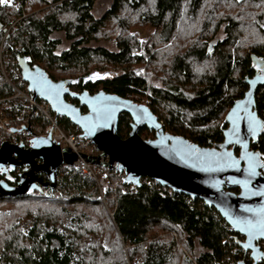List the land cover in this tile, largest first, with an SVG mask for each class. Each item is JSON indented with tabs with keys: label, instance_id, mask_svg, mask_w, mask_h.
Here are the masks:
<instances>
[{
	"label": "trees",
	"instance_id": "16d2710c",
	"mask_svg": "<svg viewBox=\"0 0 264 264\" xmlns=\"http://www.w3.org/2000/svg\"><path fill=\"white\" fill-rule=\"evenodd\" d=\"M19 1L17 8L0 5V27L16 25L5 37L2 55H28L31 64L44 69L53 80L78 79L70 85L73 90L92 94L103 89L136 103L146 98L145 105L155 115L161 106L169 114L170 118H164V130L200 146L223 140L226 126H214L212 121L243 95L245 77L254 71L253 59L264 57V0H111L99 16L92 13L95 0ZM22 13L25 16L20 18ZM112 22L118 28L115 48L91 46L92 40L103 38L104 28ZM135 26L146 27L149 36L140 40L131 32ZM219 31L223 39L216 37ZM58 32L70 45L57 53L60 39L53 35ZM178 36L183 40L172 49L170 41ZM91 56L106 65L80 74ZM158 59L163 63L161 76L155 74ZM9 64L20 74L16 63ZM107 65L114 70L105 69ZM155 75L159 84L150 80ZM15 80L23 82L18 76ZM3 81L1 78L0 93L8 90ZM255 102L263 115L264 86L257 90ZM58 119L67 132L79 130L65 117ZM130 120L127 113L120 114L117 131L121 138L128 135ZM142 131L153 134L146 127L139 133ZM255 147L264 152V135ZM18 173L15 170L11 177L15 182ZM122 176L113 170L99 174L107 194L105 203L97 184L77 173L65 181L78 190L73 197L0 198V203L10 207L0 211V264L250 262L236 241L242 237L213 207L198 198L169 192L158 183H143L134 192H122L127 186ZM41 177L46 180L44 174ZM89 207L100 211L101 225L92 221Z\"/></svg>",
	"mask_w": 264,
	"mask_h": 264
},
{
	"label": "water",
	"instance_id": "95a60500",
	"mask_svg": "<svg viewBox=\"0 0 264 264\" xmlns=\"http://www.w3.org/2000/svg\"><path fill=\"white\" fill-rule=\"evenodd\" d=\"M16 61L32 98L45 99L57 116L65 117L81 130L107 157L106 167L123 174V183L139 186L140 177L147 176L176 193L200 199L213 207L242 237L236 241L249 254L251 264L264 259V251L258 245L264 236L253 231L250 237L247 230H240V223L233 224V221H255L264 214V162L259 151L250 149V144L264 131V122L258 119L255 111V96L257 90L264 86V71L245 77L247 89L242 97L233 101L222 122V125L227 124L223 140L211 146H200L164 130L161 121L145 104L103 89L93 94L87 90L75 92L69 86L78 79L53 80L44 69L31 64L28 55L17 54ZM257 62L264 69V59L254 58V68ZM67 96L76 99L78 104L67 101ZM81 107H85L86 112H82ZM122 113L131 118L125 138H121L117 131ZM252 117L259 122L254 134L250 129ZM142 127L152 131L154 136L143 138L139 133ZM23 128L29 130L28 126ZM224 153H229L230 158L224 157ZM245 153L255 154L257 166L254 176H249L246 171L248 161ZM82 156L92 163L98 162V157ZM37 159L41 163H37ZM75 160L74 152L60 147L49 135L34 137L27 146L3 142L0 145V172L4 173L0 178V198L23 196L31 189H38L36 183L52 188L58 167L72 164ZM226 160L229 163L235 160L236 166L230 167ZM18 167L22 170L15 182L9 174ZM39 173L47 176L45 182ZM233 180L247 181V187L242 183H232ZM237 264L246 263L239 260Z\"/></svg>",
	"mask_w": 264,
	"mask_h": 264
},
{
	"label": "built area",
	"instance_id": "2783aa9c",
	"mask_svg": "<svg viewBox=\"0 0 264 264\" xmlns=\"http://www.w3.org/2000/svg\"><path fill=\"white\" fill-rule=\"evenodd\" d=\"M7 32V29L4 30V36L0 39V75L4 77L5 81L3 82L6 85V89H8L0 93V145L3 142H8L11 144L22 143L27 146L34 137L49 135L50 139L56 141L60 147L69 148L77 155V159L71 166L66 165L63 168L65 171L56 175V186L54 189L51 190L40 186L39 190H31L28 195L45 196L53 199L66 198L67 195H69L68 197L76 196L78 195V190L76 187H68L64 177L69 180L70 175L77 173L83 178L93 180L97 184L98 194H100L101 200L105 203L107 194L100 185L99 174H105L108 170L104 165L102 153L81 130L67 132L59 123V119L52 112L46 100L33 99L23 83L16 84L10 79L9 75H7V67L9 63H15L16 58L9 57L5 59L2 56L3 41ZM41 121L46 123L45 127L42 126ZM23 126H28L29 130L24 129ZM80 153L85 156H99L100 164L86 160ZM16 170L20 172L22 168L18 167ZM139 181L140 184L157 183L155 180H148L145 177H140ZM137 187L130 185L128 191L134 192ZM258 245L260 244L258 243ZM231 264H237V262H231Z\"/></svg>",
	"mask_w": 264,
	"mask_h": 264
},
{
	"label": "rangeland",
	"instance_id": "374dc122",
	"mask_svg": "<svg viewBox=\"0 0 264 264\" xmlns=\"http://www.w3.org/2000/svg\"><path fill=\"white\" fill-rule=\"evenodd\" d=\"M50 1V0H49ZM19 0H12V3L9 5V4H6V5H8L9 6V8H17V7H19ZM111 2V0H95V5H94V7H93V9H92V13L94 14V16H99L101 13H102V11L109 5V3ZM123 14V12H121V16H123L122 15ZM125 14V13H124ZM16 19H18V17L17 18H15L14 20H11V22H14ZM10 22V23H11ZM15 29H16V25H14V27H12V29H11V31H15ZM105 29V32H104V36H103V38L100 40V41H91L89 44L91 45V46H104V47H106L107 49H109V50H113L115 47H114V42H113V40H114V34L117 32V30H118V28L116 29V25H115V23L114 22H112V24L111 23H108V25L104 28ZM10 31V32H11ZM192 32L194 31V29H192L191 30ZM131 32L132 33H135L136 34V36L137 37H139L140 38V40H143L144 38H146V37H148L149 36V31H148V29L146 28V27H144V26H141V27H133L132 29H131ZM196 35H197V32L195 33ZM4 36V33L3 32H1L0 33V39L2 38ZM55 38H59L60 39V43L58 44V46H57V48L55 49V51L58 53V52H60L61 50H63L64 48H66V47H68L69 45H70V41L69 40H65L64 39V35H63V33L62 32H58V33H54V35H53ZM216 37L217 38H220V39H223V34L221 33V31H219L218 33H217V35H216ZM5 40V39H4ZM183 40V39H182ZM181 40V38H179V36L177 37V39H175V40H171L170 41V47L173 49V47L175 48L176 46H178L179 45V43L182 41ZM6 41V40H5ZM5 44V43H4ZM171 49V50H172ZM138 52H141V51H134V53H138ZM3 58H5V59H7L8 57H7V54H4L3 55ZM148 58V57H147ZM158 61L160 62V63H158V64H156V66H155V69H156V71L158 72V73H156L155 72V74L157 75V74H159L160 73V75L159 76H161V73L162 72H159L160 71V69H159V66L161 65V64H163V63H161V60H159L158 59ZM85 62V61H84ZM162 62H164V58H163V60H162ZM83 63H79V66H81ZM206 64V65H205ZM205 64H203V68H206V66H207V63H205ZM84 65V67H87V70L85 71V70H83L84 69V67H81L80 68V74H84L85 72H90V71H93V70H95V68H98L99 66H101V65H103V63H101L100 61H99V58H97L96 56H91L90 58H89V61L86 63H84L83 64ZM106 64H104L103 66H105ZM130 65V64H129ZM128 65V66H129ZM197 66V65H196ZM198 67V66H197ZM132 69L133 68H135V69H138L136 66H132L131 67ZM105 69H107V70H114V68H113V66L111 67V65H107V68H105ZM139 70V69H138ZM141 70V72H143L142 74L143 75H145V72H144V70L142 71V68L140 69ZM193 70H194V72L195 73H198L197 72V70H196V68L195 67H193ZM7 75H9V77H10V79L12 80V81H14L16 84H21V83H23V82H20V81H18V80H15L16 78H17V76L21 79V77H20V74H18V72H17V70L16 69H13V68H11V65L9 64L8 65V67H7ZM59 77H64V74L62 73V74H60V73H58L56 70L54 71ZM151 76L150 77V80H151V82L152 83H154V84H159V78L157 77V76ZM1 78H2V76L0 75V81H1ZM23 87V86H22ZM247 89V86L244 88V91ZM243 91V92H244ZM242 97V96H241ZM147 101V99L146 98H139V103H143V104H145V102ZM228 109H229V107L227 108V110H226V112L228 111ZM226 112L224 113V114H221L220 115V117L219 118H216V119H214L213 121H212V123H214L213 125L215 126V125H220L221 123H222V121H223V119H224V116H225V114H226ZM156 115H157V117H161L162 119L160 120L161 121V123H162V125H164L165 124V120H164V118H166L167 119V117L168 118H170L169 117V114H166V111L162 108V106L161 107H159L158 108V110L156 111ZM190 116V115H189ZM185 121V124H186V126L188 127V126H191V124L189 123V117L187 116V118H186V120H184ZM170 133V132H169ZM171 134H173V133H171ZM140 135L143 137V138H152L153 136H154V133L153 134H149V133H147L146 131H142V132H140ZM5 206H7V203H0V211L1 212H4V211H6V210H8V209H10V207H5ZM93 208H91V207H89V208H87V210H90V216H93L92 217V221H94V222H96L95 224H100L101 225V223H102V221H103V218H102V215H101V213H100V211L99 210H97V211H94L95 209H93ZM8 212V211H7ZM103 227V226H102ZM112 244H110V246H111ZM179 257V256H178ZM178 261H179V258H178Z\"/></svg>",
	"mask_w": 264,
	"mask_h": 264
},
{
	"label": "snow or ice",
	"instance_id": "6c2138e0",
	"mask_svg": "<svg viewBox=\"0 0 264 264\" xmlns=\"http://www.w3.org/2000/svg\"><path fill=\"white\" fill-rule=\"evenodd\" d=\"M12 0H0V5H5V4H11ZM95 75V74H94ZM92 77H89L91 79ZM259 127V122L255 120V117H252V121L250 124V129L252 130L253 134L255 133L256 128ZM212 155H217L216 153H212ZM224 157L230 158L229 153H224ZM245 156L247 157L248 161V167L246 171L248 172L249 176H254L255 173V168L257 166V162L254 159L255 154L251 153H245ZM226 163H229L228 160L225 161ZM236 161L235 160H230L229 166L230 167H235L236 166ZM232 183H242L244 187H247V181H238V180H233L231 181ZM240 223L241 226V231H248V235L251 237L253 234V231L258 232L260 236H264V214L261 215L260 219H257L255 221H250V220H242V221H233V224Z\"/></svg>",
	"mask_w": 264,
	"mask_h": 264
},
{
	"label": "bare ground",
	"instance_id": "6f19581e",
	"mask_svg": "<svg viewBox=\"0 0 264 264\" xmlns=\"http://www.w3.org/2000/svg\"><path fill=\"white\" fill-rule=\"evenodd\" d=\"M25 16V14L24 13H22L21 14V16H20V18H22V17H24ZM13 24L14 23H11V25L9 26V27H7V28H3V27H0V33L1 32H3L4 33V30H8V32H9V29L13 26ZM7 32V33H8ZM6 36H7V34H6ZM5 36V37H6ZM5 39V38H4ZM4 42V41H3ZM2 52H3V49H2ZM3 56V55H2ZM15 63L17 64V61L15 60ZM17 67H18V65H17ZM18 69H19V67H18ZM19 71H20V69H19ZM20 77H21V74H20ZM2 78L4 79V77L2 76ZM22 79V78H21ZM5 80V79H4ZM23 81V80H22ZM23 84L26 86V89H27V83L26 82H24L23 81ZM28 90V89H27ZM29 91V90H28ZM30 92V91H29ZM30 94H31V92H30ZM91 94V93H90ZM93 94V93H92ZM31 97H32V94H31ZM37 98H39V97H37ZM33 99H36V98H33ZM39 99H42V98H39ZM43 100H45V99H43ZM143 104V103H142ZM50 105V104H49ZM50 108H51V106H50ZM51 110H52V108H51ZM52 112L55 114V112L52 110ZM55 116L58 118V117H61V116H57L56 114H55ZM62 148H65V147H62ZM68 150H70L69 148H67ZM98 149V148H97ZM99 150V149H98ZM71 151V150H70ZM101 153H102V151L101 150H99ZM73 152V151H72ZM76 154V153H75ZM80 155H83L82 153H80ZM102 155H103V153H102ZM95 157H98V164H100V159H99V156H95ZM103 157H104V165H105V162L107 161V157L106 156H104L103 155ZM76 159H77V155H76ZM36 162L37 163H41V161L39 160V159H37L36 160ZM74 163V162H73ZM72 163V164H73ZM72 164H62V165H60L58 168H60L61 167V170H59L58 171V169H57V171H56V175L57 174H62L64 171H65V169H63L64 167H66V165H68V166H71ZM105 167H106V165H105ZM63 169V170H62ZM106 169H108L107 167H106ZM109 170V169H108ZM21 172V171H20ZM19 172V173H20ZM18 173V174H19ZM42 174H44V173H39L38 175L41 177V175ZM45 175V174H44ZM56 175H55V177H56ZM123 175V174H122ZM46 176V175H45ZM142 177H145V178H147V176H142ZM41 179H42V177H41ZM64 179H65V181H66V178L64 177ZM148 179V178H147ZM46 180H47V176H46ZM46 180H43L42 179V181L43 182H45ZM153 180V179H152ZM37 184V183H36ZM125 184V183H124ZM159 184V183H158ZM37 186H38V189H31V190H39L40 189V186H42V187H44V188H48V189H54L55 188V186H56V183H55V179H54V185H53V187L51 188V187H49L48 185L47 186H43L42 184H37ZM129 186H130V184H127V186H124L123 188H121V191L122 192H125V191H127L128 189H129ZM162 186V185H161ZM166 187V186H165ZM168 188V190H169V192H174L172 189H170L169 187H167ZM124 189H126V190H124ZM31 190H29V191H31ZM28 191V192H29ZM28 192L25 194V195H28ZM18 197V196H17ZM45 197V196H44ZM48 198H50V197H48ZM230 227V226H229ZM231 228V227H230ZM240 246V245H239ZM259 246H262V244H260ZM241 247V246H240ZM242 248V247H241Z\"/></svg>",
	"mask_w": 264,
	"mask_h": 264
},
{
	"label": "flooded vegetation",
	"instance_id": "af4514ba",
	"mask_svg": "<svg viewBox=\"0 0 264 264\" xmlns=\"http://www.w3.org/2000/svg\"><path fill=\"white\" fill-rule=\"evenodd\" d=\"M257 58H259V59H264V57H257ZM256 68H257V69H256ZM262 71H264V69L261 68V67H259L258 62H257V65L255 66L254 71H253V73L251 74V76H252L255 72H262ZM249 77H250V76H249ZM246 85H247V84H246ZM69 87H71V86H69ZM70 90L75 91V92H81L83 89H81V90H73L72 88H70ZM66 99H67V101H69V102H71V103H73V104H75V105L78 104V101H77L76 99H71V98L68 97V96L66 97ZM81 111H82V112H86V108H85V107H81ZM255 111H256V115H257L258 119H260V120H262V121L264 122V114H263V115H260V114L257 112L256 106H255ZM223 125H225V126L227 127V124H226V123L223 124ZM263 128H264V126H263ZM263 135H264V131H262V133H261L260 135L257 136L256 141H255L254 143H251V144H250V149H251V150H254V151H255V150L259 151V152H260V157H261V159H262L263 162H264V152H261V151L259 150V148L255 147V146H257L258 141L260 140V138H261ZM238 150H239V148L237 147V148L235 149V152L237 153ZM14 172H15V171L10 172L9 175H10L11 177H13ZM3 176H4V173H1V172H0V178H3ZM258 243H259V244H262V246H260V248H261L262 251H264V240H260V241H258ZM248 256H249V254H248ZM249 260H250V262H249L248 264H251L252 260H251L250 256H249ZM258 264H264V259H262L261 262H259Z\"/></svg>",
	"mask_w": 264,
	"mask_h": 264
}]
</instances>
